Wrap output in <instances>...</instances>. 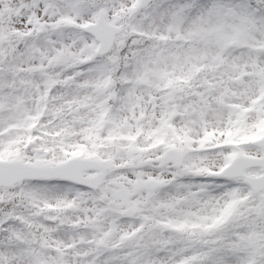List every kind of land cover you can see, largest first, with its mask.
Masks as SVG:
<instances>
[{
    "label": "snow or ice",
    "instance_id": "snow-or-ice-1",
    "mask_svg": "<svg viewBox=\"0 0 264 264\" xmlns=\"http://www.w3.org/2000/svg\"><path fill=\"white\" fill-rule=\"evenodd\" d=\"M0 264H264V0H0Z\"/></svg>",
    "mask_w": 264,
    "mask_h": 264
}]
</instances>
